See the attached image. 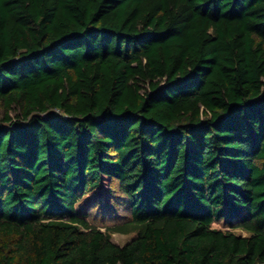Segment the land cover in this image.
<instances>
[{
  "label": "trees",
  "instance_id": "1",
  "mask_svg": "<svg viewBox=\"0 0 264 264\" xmlns=\"http://www.w3.org/2000/svg\"><path fill=\"white\" fill-rule=\"evenodd\" d=\"M0 264H264V0H0Z\"/></svg>",
  "mask_w": 264,
  "mask_h": 264
},
{
  "label": "rangeland",
  "instance_id": "2",
  "mask_svg": "<svg viewBox=\"0 0 264 264\" xmlns=\"http://www.w3.org/2000/svg\"><path fill=\"white\" fill-rule=\"evenodd\" d=\"M122 218L118 219V222L122 223L126 220L127 215L121 214ZM108 224V223H107ZM110 225V224H109ZM217 228H222V225H216ZM132 238V235H122V234H112V242L116 245L122 246L129 242Z\"/></svg>",
  "mask_w": 264,
  "mask_h": 264
}]
</instances>
